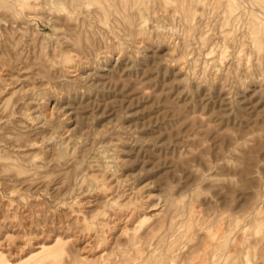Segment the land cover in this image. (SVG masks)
Here are the masks:
<instances>
[{"label":"rangeland","instance_id":"rangeland-1","mask_svg":"<svg viewBox=\"0 0 264 264\" xmlns=\"http://www.w3.org/2000/svg\"><path fill=\"white\" fill-rule=\"evenodd\" d=\"M0 264H264V0H0Z\"/></svg>","mask_w":264,"mask_h":264},{"label":"bare ground","instance_id":"bare-ground-1","mask_svg":"<svg viewBox=\"0 0 264 264\" xmlns=\"http://www.w3.org/2000/svg\"><path fill=\"white\" fill-rule=\"evenodd\" d=\"M42 248V247H41ZM40 247H39V249H41ZM43 248H45L44 246H43Z\"/></svg>","mask_w":264,"mask_h":264}]
</instances>
